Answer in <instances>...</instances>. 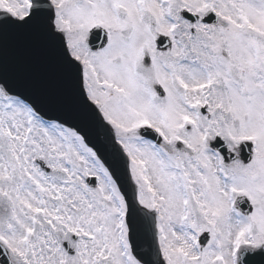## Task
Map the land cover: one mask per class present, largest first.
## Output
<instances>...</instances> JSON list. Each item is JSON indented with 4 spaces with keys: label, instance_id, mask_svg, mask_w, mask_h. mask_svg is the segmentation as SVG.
Segmentation results:
<instances>
[{
    "label": "snow or ice",
    "instance_id": "1",
    "mask_svg": "<svg viewBox=\"0 0 264 264\" xmlns=\"http://www.w3.org/2000/svg\"><path fill=\"white\" fill-rule=\"evenodd\" d=\"M0 264H264V0H0Z\"/></svg>",
    "mask_w": 264,
    "mask_h": 264
}]
</instances>
